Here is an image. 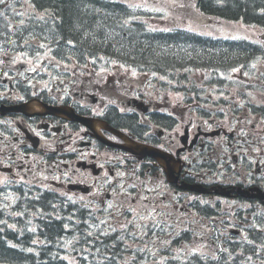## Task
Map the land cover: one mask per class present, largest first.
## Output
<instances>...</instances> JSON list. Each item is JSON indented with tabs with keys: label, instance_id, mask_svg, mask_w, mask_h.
I'll list each match as a JSON object with an SVG mask.
<instances>
[{
	"label": "flooded vegetation",
	"instance_id": "flooded-vegetation-1",
	"mask_svg": "<svg viewBox=\"0 0 264 264\" xmlns=\"http://www.w3.org/2000/svg\"><path fill=\"white\" fill-rule=\"evenodd\" d=\"M50 2L0 4V185L72 192L82 217L130 210L157 216L156 229H173L175 259L192 256L193 243L176 235L202 206L213 207V214L201 211L207 224L218 219L225 229L236 221L248 232L245 213L258 212L262 225L264 93L260 103L243 98L230 105L221 92L178 100L149 79L120 84L99 76L55 38L59 15ZM115 132L164 156L141 158L105 145L103 138L127 143ZM214 187L230 196L205 195ZM149 238L138 256L162 257L164 242Z\"/></svg>",
	"mask_w": 264,
	"mask_h": 264
},
{
	"label": "trees",
	"instance_id": "trees-1",
	"mask_svg": "<svg viewBox=\"0 0 264 264\" xmlns=\"http://www.w3.org/2000/svg\"><path fill=\"white\" fill-rule=\"evenodd\" d=\"M50 1L59 15L53 24L55 38L73 44L82 59H95L97 65L112 59L140 71L168 75L180 84L190 79V74L211 70V75L218 77L221 72L229 74L236 67H249L254 60H264L262 46L246 39L212 43L195 33L154 31L159 27L153 23L156 17L151 10L142 13L139 8L126 9L120 2L111 5L97 0L94 12L92 0ZM197 2L206 14L234 21L243 19L264 27V0ZM75 216H78L75 203L64 201L53 192L40 190L32 195H19L12 207L0 209V264H96V260L81 257L78 252L85 245L95 243V238L111 254L114 236L89 231L85 219L78 216L77 220ZM11 223L16 225V230L11 228ZM67 237L71 243L63 249L62 240ZM239 247L228 264H244L249 246H245L247 254H237ZM257 249L256 264H264L260 254L264 246L258 245ZM124 252L120 249L117 256L125 255ZM64 253L75 259L64 258ZM102 264L120 263L113 260Z\"/></svg>",
	"mask_w": 264,
	"mask_h": 264
},
{
	"label": "rangeland",
	"instance_id": "rangeland-1",
	"mask_svg": "<svg viewBox=\"0 0 264 264\" xmlns=\"http://www.w3.org/2000/svg\"><path fill=\"white\" fill-rule=\"evenodd\" d=\"M132 1V0H131ZM136 3H143L144 5H147L150 8L156 9L157 11L165 12V17L162 21L158 20L159 27H167L169 25L172 26H187L192 28H197L200 32L205 33V31L212 32L213 34L217 35H224V37H230V38H241L248 37L251 39H254V41L260 44H264V29L260 27H247L242 22H236V23H229L225 24V22H222V24H218L220 21H214V22H202L199 21L196 16V8L195 2L193 0H133ZM112 71L107 70H100L98 71L99 76H112L119 79L120 77H127L128 74H133L135 77L138 76V73L130 70L127 66H122L114 63L111 64ZM256 68L259 72H264V65L261 66L260 64L256 65ZM237 74L240 72V70H236ZM233 75V74H232ZM151 76V75H149ZM142 78V77H141ZM162 79V77H161ZM163 81L166 79H162ZM213 91V90H212ZM178 94V93H174ZM258 94V93H257ZM6 200H11V202L14 201L15 196L14 195H8L5 197ZM162 249V248H161ZM160 250V248H157V252ZM129 261V259H128ZM130 263V261H129ZM140 264H169L167 261L166 263H159V261L154 262V260L148 259V260H142ZM173 264V262H171ZM178 264H181V262H178ZM194 264H197L196 260L194 259Z\"/></svg>",
	"mask_w": 264,
	"mask_h": 264
},
{
	"label": "snow or ice",
	"instance_id": "snow-or-ice-1",
	"mask_svg": "<svg viewBox=\"0 0 264 264\" xmlns=\"http://www.w3.org/2000/svg\"><path fill=\"white\" fill-rule=\"evenodd\" d=\"M4 3V0H0V4H3Z\"/></svg>",
	"mask_w": 264,
	"mask_h": 264
},
{
	"label": "water",
	"instance_id": "water-1",
	"mask_svg": "<svg viewBox=\"0 0 264 264\" xmlns=\"http://www.w3.org/2000/svg\"><path fill=\"white\" fill-rule=\"evenodd\" d=\"M136 151V150H135Z\"/></svg>",
	"mask_w": 264,
	"mask_h": 264
}]
</instances>
